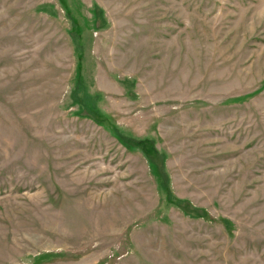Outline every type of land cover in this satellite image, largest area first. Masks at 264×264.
<instances>
[{"label":"rangeland","instance_id":"obj_1","mask_svg":"<svg viewBox=\"0 0 264 264\" xmlns=\"http://www.w3.org/2000/svg\"><path fill=\"white\" fill-rule=\"evenodd\" d=\"M0 264H264V0H0Z\"/></svg>","mask_w":264,"mask_h":264}]
</instances>
